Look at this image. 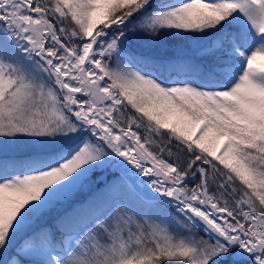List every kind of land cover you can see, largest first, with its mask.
<instances>
[{"label":"snow or ice","instance_id":"obj_1","mask_svg":"<svg viewBox=\"0 0 264 264\" xmlns=\"http://www.w3.org/2000/svg\"><path fill=\"white\" fill-rule=\"evenodd\" d=\"M0 264H264V0H0Z\"/></svg>","mask_w":264,"mask_h":264},{"label":"trees","instance_id":"obj_2","mask_svg":"<svg viewBox=\"0 0 264 264\" xmlns=\"http://www.w3.org/2000/svg\"><path fill=\"white\" fill-rule=\"evenodd\" d=\"M179 41L170 43L168 45V47L161 53V54H165V55H174L175 53V46L176 44H179ZM133 47H135V43L133 42ZM157 51H160L159 49H157ZM112 174H109V179H112Z\"/></svg>","mask_w":264,"mask_h":264},{"label":"rangeland","instance_id":"obj_3","mask_svg":"<svg viewBox=\"0 0 264 264\" xmlns=\"http://www.w3.org/2000/svg\"><path fill=\"white\" fill-rule=\"evenodd\" d=\"M159 52V51H158ZM161 54V53H160Z\"/></svg>","mask_w":264,"mask_h":264}]
</instances>
